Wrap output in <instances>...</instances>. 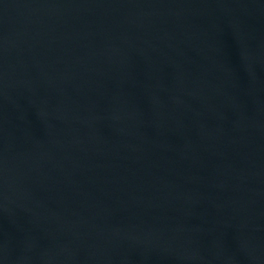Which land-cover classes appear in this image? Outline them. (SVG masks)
I'll use <instances>...</instances> for the list:
<instances>
[{"label": "water", "instance_id": "1", "mask_svg": "<svg viewBox=\"0 0 264 264\" xmlns=\"http://www.w3.org/2000/svg\"><path fill=\"white\" fill-rule=\"evenodd\" d=\"M0 264H264V0H0Z\"/></svg>", "mask_w": 264, "mask_h": 264}]
</instances>
